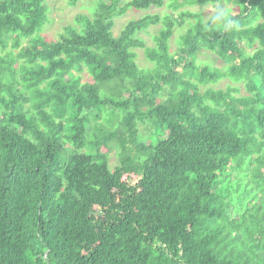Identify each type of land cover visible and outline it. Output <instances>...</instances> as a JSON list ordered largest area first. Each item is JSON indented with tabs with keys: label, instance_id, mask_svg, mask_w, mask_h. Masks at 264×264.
I'll use <instances>...</instances> for the list:
<instances>
[{
	"label": "trees",
	"instance_id": "1",
	"mask_svg": "<svg viewBox=\"0 0 264 264\" xmlns=\"http://www.w3.org/2000/svg\"><path fill=\"white\" fill-rule=\"evenodd\" d=\"M218 1L235 5L227 32L182 8ZM163 5L113 35L129 8ZM47 10L0 0V264H264V0H99L49 41ZM158 23L146 47L136 33ZM222 79L246 94L201 88ZM106 107L123 131L95 120Z\"/></svg>",
	"mask_w": 264,
	"mask_h": 264
},
{
	"label": "rangeland",
	"instance_id": "2",
	"mask_svg": "<svg viewBox=\"0 0 264 264\" xmlns=\"http://www.w3.org/2000/svg\"><path fill=\"white\" fill-rule=\"evenodd\" d=\"M99 0H78L75 3H71L70 0H46V4L48 7L47 10V21L43 25L41 31L38 35L42 36L45 40H53L59 37V34L62 32L63 27L67 24H75L76 18L78 15H86L91 16L94 9L97 6ZM126 1V0H125ZM217 5L223 6L229 12L234 13L235 5L231 2L218 1L216 3L206 2L203 4L194 3L185 5L184 9H188L191 12L199 13L203 20H207L209 16L212 15L213 8ZM170 11V8L166 5L162 7L150 6L148 8H129L123 15L117 16L113 18V27L112 33L117 36L125 24L131 19H136L141 17L147 13H158L163 15L164 13ZM193 19L186 20L184 26L175 27L172 37L169 40L170 51L174 52L180 43V35L186 30V28L192 24ZM162 28V23H158L155 25H150L146 29L139 31L136 33V36L140 37L144 40L146 47H152L155 45V36L158 34V31ZM26 40H22V44H25ZM245 51L251 52L252 49L249 47H243ZM132 50L136 53L135 61L138 66L142 69H148L153 67V63L150 62L145 54L143 48H132ZM17 51V50H15ZM196 62L198 64H208L210 66L223 68L225 66V62L220 59L214 52L203 50L199 52L196 56ZM82 81H92L90 75L86 68L82 72L79 73ZM231 85V87H238V91L234 94L236 96L246 94L244 87L241 82H232L228 79H222L216 83H208L202 85L201 88H213V89H225L227 86ZM114 83L107 84V88L113 87ZM109 91L105 92L108 95ZM127 92L122 90L119 96H126ZM111 108L106 107L100 113V117L95 119L106 129H110L113 131L121 132L123 131L121 119L123 117V112L119 109H116L114 113H111ZM95 122V121H94ZM139 131L142 136L144 144H148L150 141V135L153 132V128L147 123H139ZM165 137V136H162ZM107 148L103 147L102 150H106ZM120 145L116 142H112L110 144V149L108 150V163L110 168L118 165L120 158Z\"/></svg>",
	"mask_w": 264,
	"mask_h": 264
},
{
	"label": "clouds",
	"instance_id": "3",
	"mask_svg": "<svg viewBox=\"0 0 264 264\" xmlns=\"http://www.w3.org/2000/svg\"><path fill=\"white\" fill-rule=\"evenodd\" d=\"M208 22L211 25L218 26L220 30L225 32L237 26V21L230 12L220 5L213 8L212 15L208 17Z\"/></svg>",
	"mask_w": 264,
	"mask_h": 264
}]
</instances>
